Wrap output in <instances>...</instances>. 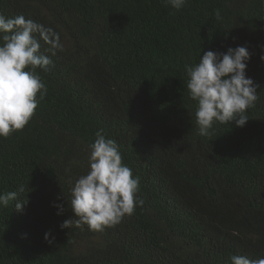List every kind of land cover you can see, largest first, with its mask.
I'll use <instances>...</instances> for the list:
<instances>
[{
	"label": "trees",
	"instance_id": "trees-1",
	"mask_svg": "<svg viewBox=\"0 0 264 264\" xmlns=\"http://www.w3.org/2000/svg\"><path fill=\"white\" fill-rule=\"evenodd\" d=\"M0 264H264V0H0Z\"/></svg>",
	"mask_w": 264,
	"mask_h": 264
}]
</instances>
